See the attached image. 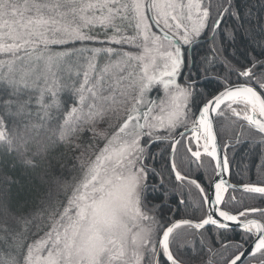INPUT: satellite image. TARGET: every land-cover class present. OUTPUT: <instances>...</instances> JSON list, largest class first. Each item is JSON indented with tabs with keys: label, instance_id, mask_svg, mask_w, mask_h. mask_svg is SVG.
<instances>
[{
	"label": "snow or ice",
	"instance_id": "obj_1",
	"mask_svg": "<svg viewBox=\"0 0 264 264\" xmlns=\"http://www.w3.org/2000/svg\"><path fill=\"white\" fill-rule=\"evenodd\" d=\"M245 142L264 158V4L0 0V156L27 175L0 184V264H264V180L225 196Z\"/></svg>",
	"mask_w": 264,
	"mask_h": 264
},
{
	"label": "trees",
	"instance_id": "obj_2",
	"mask_svg": "<svg viewBox=\"0 0 264 264\" xmlns=\"http://www.w3.org/2000/svg\"><path fill=\"white\" fill-rule=\"evenodd\" d=\"M251 2L256 6L257 14H260V6L264 4V0H251ZM209 45L207 43H201L195 49L190 50L189 52V66L192 67L193 59L199 61V59L204 55H209ZM59 50V49H57ZM193 73H195L196 68L192 67ZM212 87V85H209ZM232 125L231 121H217V128L220 132V141L221 144H224L228 141L229 137L232 134ZM154 152L157 153V157H159V150L153 149ZM190 154H186L183 147L178 149L176 163L179 166V170L182 174H187L191 177H195L199 173H204V169H200L199 173L196 168V164L193 163L189 165L187 163V159ZM228 156L231 161L230 168V179L232 183L236 185H242L244 183H259L261 180H264V174H261L260 166L264 164V158L261 157L259 149L253 147L248 142L237 145L234 149L228 151ZM157 163L160 161L157 159ZM205 164H207V160L205 158ZM207 173H211V169L208 168ZM6 178H12L17 181V183L12 185V192L16 193L21 185L25 184L27 181V175L24 172V169L20 166L19 162L16 163V166H12V162L8 160L6 157L0 156V184ZM174 176L171 180H169V184L174 183ZM206 182V181H205ZM179 183V182H175ZM179 190V189H178ZM192 198L197 197V192L193 189L190 193ZM226 200L231 196H235L236 200L233 202L229 200V207L231 208H243L245 205L247 206H257L260 203V198L253 194L245 193L244 191L236 190L235 192L229 190L226 193ZM173 208L174 204L171 205ZM170 218H172V214H169ZM175 219H179L180 217H174ZM188 229L181 228L177 230L176 240L177 242H182L185 239H190L188 237ZM237 232L239 229L236 230ZM203 260H207V254L204 253L201 256H197L194 259V264H202Z\"/></svg>",
	"mask_w": 264,
	"mask_h": 264
},
{
	"label": "water",
	"instance_id": "obj_3",
	"mask_svg": "<svg viewBox=\"0 0 264 264\" xmlns=\"http://www.w3.org/2000/svg\"><path fill=\"white\" fill-rule=\"evenodd\" d=\"M219 142L221 144V141H220V138H219ZM222 145V144H221ZM225 179H227L229 181L230 184H233V185H236L234 183H232L231 179H230V172L225 174ZM243 185V184H242ZM242 185H236V190H239V191H243V188H242ZM231 190V188L229 189ZM226 195V194H225Z\"/></svg>",
	"mask_w": 264,
	"mask_h": 264
}]
</instances>
